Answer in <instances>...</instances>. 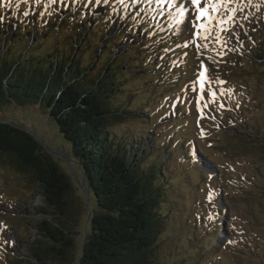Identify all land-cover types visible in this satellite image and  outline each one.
Returning <instances> with one entry per match:
<instances>
[{
	"label": "rangeland",
	"instance_id": "rangeland-1",
	"mask_svg": "<svg viewBox=\"0 0 264 264\" xmlns=\"http://www.w3.org/2000/svg\"><path fill=\"white\" fill-rule=\"evenodd\" d=\"M110 1L109 11H113L118 5L125 11L127 19L130 16L139 18L143 13L147 15L146 20L162 18V23L166 26L165 32H172L175 37L162 38L168 41L167 46L171 51L166 55H163L166 49L161 51V38H154L157 35L155 32H150L152 35H149L153 43L146 45L148 40H141L146 45L143 48L147 54L158 49L155 62H159L156 59L164 58L160 61L161 66L168 67L163 69L168 72L164 79L162 76H152L156 71L150 72L147 65L146 70L140 69L144 64H139L138 59H130L129 62H136L137 65L127 68L129 75L123 76L118 68L109 75L113 89L105 99L110 108L126 106L145 111L138 116L123 115L120 119H113L109 125L110 131L117 134L115 138L124 144L138 142L137 146H142L141 154L145 152L146 155L143 168L158 169L154 185L160 195L157 213L164 221V226L155 239V263L264 264V66L254 63L258 54L254 43L245 47L246 42L261 39L264 51V31L249 20L255 17L259 19L264 14V0H252L251 4L248 0H236L230 4L229 8H236L237 12L234 22L223 25L229 30L220 33L226 46L216 43L210 37L208 48H201L200 51L196 45H202L205 41L194 34L196 30L192 29L191 33L184 31L183 27L178 30L174 23L175 9L168 8L164 3H157V0H56L55 3L51 0H12V6L7 8L3 7L5 0H0V20L5 19V15H12L10 19H15L21 13L37 11L39 14L35 18L36 24L32 23L30 27L20 19L22 31H17V34L23 37L27 30L30 31L37 25L40 35V19L46 17L42 14L70 11L74 15L75 6L77 10L80 8L75 20L77 25L84 18L81 8L88 10L91 4H105V8ZM222 14L225 18L229 15L224 10ZM109 16L110 13L107 18L96 16L94 19L90 36L84 42L89 47L84 45L79 49L75 44L71 47V52H74L71 54V64L74 65L73 61L77 59L78 67L85 68L84 79L88 84L89 81L96 80L100 70L108 73L111 66L116 65L114 61L106 64L109 52L113 51L102 47L101 37L102 33L105 34L104 28L111 21ZM47 19L51 17L47 15L44 19L46 23ZM84 20L87 22L89 18ZM122 22L120 20L119 24ZM241 23L247 26L246 32L241 31ZM143 24L144 21H141L140 27ZM153 26L151 24L149 27ZM113 30L119 32L116 27ZM139 34L144 35V31ZM70 35L71 32L57 33L46 27L41 40L30 49L27 42L12 40L11 37L8 40L10 50L6 58H25L33 60L35 64L37 57L46 55L45 47L52 42L56 45L58 41L62 49L70 48V41L65 42ZM81 36L84 37L83 34ZM0 40H3V36ZM116 41L121 43L122 40L116 38ZM185 43L187 47L184 46ZM221 52L224 54L220 55ZM68 55V52L65 53V56ZM134 56L137 57L138 54L135 53ZM94 58L99 64L98 71L96 65L90 67ZM201 62L209 69L207 75L211 77L212 89L217 92L222 88L231 89L232 92L219 98L226 109L230 110H220L217 106L210 105L204 111L216 119H203L198 124L200 114L196 98L199 95V85H195L196 91L192 88L198 73L202 71L199 68ZM217 78L226 83L220 85ZM161 80L165 81L159 88L155 83ZM208 87L206 84L205 89ZM208 99L205 94V101L201 104ZM237 104L239 107H236ZM0 121L30 133L72 181L73 197L80 209L75 228L77 233L74 235L77 259L94 203L90 196L86 201L87 195L79 183V170L71 163L72 153L68 142L57 132L55 123L39 104L20 100L4 102L0 104ZM201 127L207 133L203 137L200 135ZM193 147L198 149L196 157L191 155ZM209 167L216 173L212 180L208 178ZM209 186L215 190L212 203L207 201ZM37 191V186L29 175L18 173L0 163V246L5 244V240L11 239L14 243L8 245L23 249V241L31 240L35 235L33 225L42 216L38 207L44 205ZM210 213L216 214L217 218L209 221L207 217ZM233 217L236 219L233 220ZM228 239L236 243L228 244ZM22 254L27 255L26 251ZM27 261H21V264H27Z\"/></svg>",
	"mask_w": 264,
	"mask_h": 264
},
{
	"label": "trees",
	"instance_id": "trees-1",
	"mask_svg": "<svg viewBox=\"0 0 264 264\" xmlns=\"http://www.w3.org/2000/svg\"><path fill=\"white\" fill-rule=\"evenodd\" d=\"M110 4L111 1L105 8V4H91L88 10L81 8L84 18L77 25L75 20L80 8L77 10L75 6L74 15L70 11L42 14L51 19H47V23L44 20L46 17L40 19V35L37 25L32 30H27L23 37L17 34V31H22L21 22L30 27L32 23L36 24L35 18L39 14L37 11L21 13L15 19H10L12 15H5V19L0 20V37L3 36V40H0V104L20 100L39 104L46 109L57 132L68 142L72 158L85 176L89 195L94 203L81 252L76 259L74 235L77 233L75 228L80 209L73 197L72 181L30 133L0 121V163L18 173L29 175L37 186L38 195L44 201V205L38 207L42 216L33 225L35 235L31 240L23 241V249L8 244L0 246V264H21L26 259L27 264H156L153 259L155 239L164 226V221L157 213L160 195L154 185L158 169L143 168L146 155L145 152L141 154L142 146L138 147V142L135 143L136 146L132 142L124 144L115 138L117 134L110 131L109 125L113 119H120L123 115L138 116L145 111L126 106L110 108L105 99L113 89L109 75L116 68L123 76L129 75L127 68L137 65L136 62H129L130 59H138L139 64H144L140 69L146 70L147 65L150 72L156 71L152 76H162L164 79L168 74L163 70L168 67L160 65L164 58L156 59L159 62H155L158 49L147 54L143 46L145 43H153L149 35H152L150 32H155L157 35L154 38H161V51L166 49L163 52L166 55L171 51L167 46L168 41L162 38L175 37L172 32H165L166 26L162 23V18L146 20L147 15L143 13L139 18L130 16L127 19L125 11L118 5L113 11H109ZM101 6L102 9L99 10ZM109 13L111 21L105 28H101L105 30L101 40L102 47L113 51L109 52L106 64L114 61L116 65L111 66L108 73L100 70L96 80L89 81V85L84 79L85 68L78 67L77 59L73 61L74 65L71 64L74 53L71 52V47L74 44L79 49L84 45L89 47L84 42L90 36L94 19L96 16L107 18ZM22 16L25 17L21 18ZM88 18L86 22L84 19ZM255 18L249 20L264 31V14L259 19ZM120 20L123 21L121 24ZM141 21L144 24L140 27ZM151 24L154 25L152 28L149 27ZM241 25V31L246 32L247 26L243 23ZM46 27L57 33L71 32L65 39V42L70 41V48L62 49L58 41L56 45L52 42L45 47L46 55L37 57L35 64L33 60L25 58H6L10 50L8 40L11 37L12 40L27 42L30 49L41 40ZM115 27L119 29L118 33L113 30ZM138 31H144V35H140ZM250 34L255 35L252 32ZM116 38H120L121 43ZM142 39L148 41L143 43ZM260 40L246 42L245 47L254 43L258 52L254 53L257 54L254 63L264 66V51ZM67 52L69 55L65 56ZM135 53L138 54L137 57L134 56ZM77 58L80 57L77 55ZM250 59L252 61V53ZM94 65L98 71L99 64L95 58L90 62V67ZM163 81L165 80L155 85L160 88ZM25 251L27 255L22 254Z\"/></svg>",
	"mask_w": 264,
	"mask_h": 264
},
{
	"label": "snow or ice",
	"instance_id": "snow-or-ice-1",
	"mask_svg": "<svg viewBox=\"0 0 264 264\" xmlns=\"http://www.w3.org/2000/svg\"><path fill=\"white\" fill-rule=\"evenodd\" d=\"M52 3H55L56 0H51ZM236 0H157V3H164L168 6L170 9H175L174 13V23L179 30L181 27H183L184 31L192 32V29H195V35L199 37L201 40H204L205 43L197 44V50L200 51L201 48H208V41L211 38H214L216 43H221L226 46V41L222 40L220 33L221 32H227L229 29L223 27L226 23L234 22L235 21V14L237 12L236 8H229L230 4L235 3ZM252 0H248V3L251 4ZM12 6V0H5L3 3V7H11ZM259 5H257V8ZM222 10L227 11L229 15L225 18L222 14ZM172 15V13H170ZM247 19V17H245ZM213 33H215V36L213 37ZM187 47V43L184 45ZM220 55H223L224 53H219ZM213 63H218V61H213ZM199 68L202 69L198 73V78L196 81L193 82V91H196L195 85H199V95L196 98L197 103V111L199 112V119L198 124L200 120L203 119H212L215 120V116H210L208 113L204 111V108H209L210 105H215L220 110H230L226 109V105L220 101V97L224 96L225 94H230L232 92L231 89H220L219 92L212 89L210 87L212 80L211 77L208 76L209 69L201 62L199 64ZM217 82L220 85H223L226 83L225 80L217 78ZM209 85L207 90L205 89V85ZM205 94L209 98L207 102L201 104L202 101H205ZM236 107H239V104L236 105ZM200 135L203 137L207 135L203 127L200 128ZM191 155L193 157H196L198 155V149L193 147L191 150ZM209 172V180L213 179V176L216 175L214 170L212 168H208ZM215 196V190L209 186V193L207 196V201L209 203H212ZM213 207H216V205H213ZM217 218L216 214L210 213L207 217L209 221H213ZM233 220L236 218L233 217ZM233 230H235L234 225L232 226ZM5 244H12L14 243L13 240L8 239L4 241ZM228 244H234L236 241L228 239Z\"/></svg>",
	"mask_w": 264,
	"mask_h": 264
},
{
	"label": "water",
	"instance_id": "water-1",
	"mask_svg": "<svg viewBox=\"0 0 264 264\" xmlns=\"http://www.w3.org/2000/svg\"><path fill=\"white\" fill-rule=\"evenodd\" d=\"M73 160V161H72ZM71 160V163H73L75 165V167L79 170V175H80V185H81V188L84 190V192L86 193L87 195V198H86V201H88V198H89V188H88V185H87V181L85 179V176L84 174L82 173V171L80 170L77 162L72 158ZM85 205L87 206V204L85 203Z\"/></svg>",
	"mask_w": 264,
	"mask_h": 264
}]
</instances>
